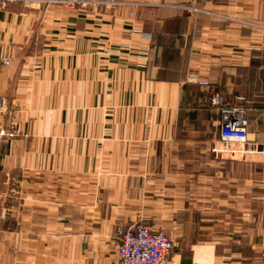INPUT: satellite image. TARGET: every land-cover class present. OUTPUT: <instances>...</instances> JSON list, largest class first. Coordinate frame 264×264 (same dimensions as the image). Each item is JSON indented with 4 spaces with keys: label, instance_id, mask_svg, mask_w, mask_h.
Segmentation results:
<instances>
[{
    "label": "crops",
    "instance_id": "1",
    "mask_svg": "<svg viewBox=\"0 0 264 264\" xmlns=\"http://www.w3.org/2000/svg\"><path fill=\"white\" fill-rule=\"evenodd\" d=\"M124 1L0 7V264H123L138 221L169 264H264V0ZM196 78L246 95L253 151L214 152Z\"/></svg>",
    "mask_w": 264,
    "mask_h": 264
},
{
    "label": "built area",
    "instance_id": "2",
    "mask_svg": "<svg viewBox=\"0 0 264 264\" xmlns=\"http://www.w3.org/2000/svg\"><path fill=\"white\" fill-rule=\"evenodd\" d=\"M12 0H0L6 5ZM30 3L36 1L51 2L52 0H23ZM105 0H68L73 5L81 3H100ZM65 2V0H58ZM191 14L202 10L198 1L172 3ZM8 63L9 60H6ZM201 84L209 85V98L213 108L221 114L220 141L213 147L220 155L235 156L236 154L253 151V145L248 141V125L250 122L246 96L239 94L233 99H227L214 85L207 80H198ZM0 109H6L5 98H0ZM4 133L0 132V140ZM118 255L123 264H168L169 256L175 247L174 240L163 230H155L143 221H138L128 227L118 228ZM230 264V262H225Z\"/></svg>",
    "mask_w": 264,
    "mask_h": 264
},
{
    "label": "rangeland",
    "instance_id": "3",
    "mask_svg": "<svg viewBox=\"0 0 264 264\" xmlns=\"http://www.w3.org/2000/svg\"><path fill=\"white\" fill-rule=\"evenodd\" d=\"M190 2H192V1H190ZM125 3H127V2H125L124 0H105L104 2H100V3L88 2V3H81V4L73 5V4L69 3L68 0H65V2H58V0H52L51 2L36 1L35 3L26 2V1H23V0H12V1H9V3L6 4V5H2L0 3V7L6 8V7L11 6V5H20V6L24 7V8H31V7H34V6H39L40 8H48V7L53 6V5H61V6H64L66 8H69V9L78 8V9H82V10L91 9V10L101 11V10L107 9L110 6H117V5H121V4H125ZM198 7L201 8L200 5H198ZM201 9L204 10L203 8H201ZM258 26L263 27L261 25H258ZM142 50L144 51V49H142ZM6 60H9V59H5L4 60L5 64L10 63V60H9L8 63L6 62ZM1 97L5 98V100H6V109L5 110L0 109V112L4 113V112H6L8 110V100H7V97L5 95H0V98ZM246 101H247V97H246ZM246 101H245V103H246ZM0 132L4 133V137L0 140V143H1V142L6 141L9 138H13V137L17 136L21 132V129H20L19 126L15 125V124H8L7 126H3L0 129ZM155 230H158V229H155ZM117 231H118V229H117ZM118 245H119V241H118ZM175 246H176V242H175ZM117 252H118V250H117ZM168 264H169V260H168Z\"/></svg>",
    "mask_w": 264,
    "mask_h": 264
}]
</instances>
